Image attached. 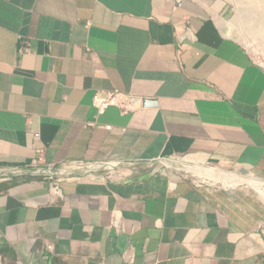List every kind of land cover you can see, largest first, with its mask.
Segmentation results:
<instances>
[{
    "label": "crops",
    "instance_id": "0c3cea01",
    "mask_svg": "<svg viewBox=\"0 0 264 264\" xmlns=\"http://www.w3.org/2000/svg\"><path fill=\"white\" fill-rule=\"evenodd\" d=\"M178 1L0 0V264H264L259 196L101 173L175 156L264 185V68ZM112 91L140 107L100 113Z\"/></svg>",
    "mask_w": 264,
    "mask_h": 264
},
{
    "label": "rangeland",
    "instance_id": "374dc122",
    "mask_svg": "<svg viewBox=\"0 0 264 264\" xmlns=\"http://www.w3.org/2000/svg\"><path fill=\"white\" fill-rule=\"evenodd\" d=\"M204 3L211 11L215 21L217 22L220 30L230 40L236 42L241 46L249 56L259 65L264 68V35L257 33H249L247 27L248 23L251 21L262 20L261 13L264 11V0H199ZM241 1V2H239ZM246 3V5L244 4ZM255 5V8H252ZM252 6V7H251ZM263 6V7H262ZM245 7V9H243ZM260 12H256V8ZM263 8V9H262ZM249 9V10H248ZM246 11V12H245ZM243 15H242V14ZM257 14V15H256ZM258 17V18H257ZM245 19V20H244ZM243 20V21H242ZM247 24H246V23ZM260 24V23H259ZM258 22L256 25H259ZM233 27L237 29H233ZM231 29V31L229 30ZM241 29L243 32L237 34V30ZM249 35V36H248ZM251 35V36H250ZM240 38L244 37V38ZM254 36V37H253ZM247 37V38H246ZM228 38V39H229ZM242 40V41H241ZM182 165H181V164ZM106 169L102 170L101 173L109 177L113 172L124 169L117 173V175H122L123 177H131L135 175H168L175 177H186L191 181H195L198 185H202L204 188L209 189L212 192L230 194L233 192H250L255 196H259L264 199L260 193L249 185L240 186L238 184H226V183H215L210 180L201 179L199 174H195V170L201 171L199 168L212 169L217 175H235L233 173H228L222 169H218L209 165H202L195 161V159H187L182 157H166L160 159L156 162L147 161H133L128 162L124 165H119L118 163H110ZM116 165V167H115ZM191 166V167H190ZM197 168H192V167ZM81 165H75L74 168H80ZM113 175V174H112ZM243 180H253L250 178L241 177ZM231 183V182H229ZM260 183V182H259Z\"/></svg>",
    "mask_w": 264,
    "mask_h": 264
},
{
    "label": "bare ground",
    "instance_id": "6f19581e",
    "mask_svg": "<svg viewBox=\"0 0 264 264\" xmlns=\"http://www.w3.org/2000/svg\"><path fill=\"white\" fill-rule=\"evenodd\" d=\"M244 1V0H243ZM247 1V0H245ZM241 2V1H239ZM246 5V3H244ZM252 7V6H251ZM263 7V6H262ZM252 8H255V5L252 7ZM260 7L256 8V12L259 14L260 12H258ZM245 9V7L243 8ZM263 9V8H262ZM249 10V9H248ZM260 11H261V8H260ZM246 12V11H245ZM242 14V13H241ZM243 15V14H242ZM257 15V14H256ZM258 18V17H257ZM261 18L262 20L259 19V21H251L249 22L248 20H246V22L248 23L247 27L249 29V33L252 34L253 32L254 33H257L258 34H262L264 35V11L263 13H261ZM245 20V19H244ZM243 21V20H242ZM245 22V23H246ZM258 22L259 25H256V23ZM246 23V24H247ZM235 27H233L234 29ZM237 29V28H235ZM231 31V29H229ZM239 32H237V34H241V32H243L241 29L237 30ZM249 36V35H248ZM251 36V35H250ZM238 37V36H237ZM254 37V36H253ZM239 38V37H238ZM240 38H244V37H241ZM239 38V39H240ZM247 38V37H246ZM242 41V40H241ZM181 164V163H180ZM182 165V164H181ZM191 167V166H190ZM198 168L201 167V166H197ZM196 166L195 167H192V168H197ZM201 171H197L195 170V174H199L201 179H204V180H210L212 182H215V183H226V184H238L240 186H244V185H249L251 186L252 188H254L255 190H257L262 196H264V185L259 183L258 180L255 181V180H243L241 177L237 176L236 174L235 175H225V176H221V175H217L212 169H207V168H199ZM231 182V183H229Z\"/></svg>",
    "mask_w": 264,
    "mask_h": 264
},
{
    "label": "built area",
    "instance_id": "2783aa9c",
    "mask_svg": "<svg viewBox=\"0 0 264 264\" xmlns=\"http://www.w3.org/2000/svg\"><path fill=\"white\" fill-rule=\"evenodd\" d=\"M140 102L141 101L136 97L121 93L120 91H112L104 95L97 93L93 98V105L100 113L106 111L111 106H117L122 109L123 113H129L136 107H140L137 105ZM40 166H47V169H52L48 166L43 153H41L39 159L35 160L33 163V167L39 168Z\"/></svg>",
    "mask_w": 264,
    "mask_h": 264
},
{
    "label": "clouds",
    "instance_id": "9594fccd",
    "mask_svg": "<svg viewBox=\"0 0 264 264\" xmlns=\"http://www.w3.org/2000/svg\"><path fill=\"white\" fill-rule=\"evenodd\" d=\"M182 2V0H179L178 1V5L180 4ZM177 5V6H178ZM153 162H156V161H153ZM107 166H110V165H106V167ZM32 167H33V165H32ZM115 167H116V165H115ZM52 168V167H51ZM91 168H95V166H91L90 168H89V171H92L91 170ZM33 170H34V174H36L37 176H44V175H49V174H52V175H57V173L56 172H54L53 171V168L50 170V169H47V166H40L39 168L38 167H33L32 168ZM77 169H82V167H80V168H77Z\"/></svg>",
    "mask_w": 264,
    "mask_h": 264
},
{
    "label": "water",
    "instance_id": "95a60500",
    "mask_svg": "<svg viewBox=\"0 0 264 264\" xmlns=\"http://www.w3.org/2000/svg\"><path fill=\"white\" fill-rule=\"evenodd\" d=\"M145 105H147V103H145Z\"/></svg>",
    "mask_w": 264,
    "mask_h": 264
}]
</instances>
